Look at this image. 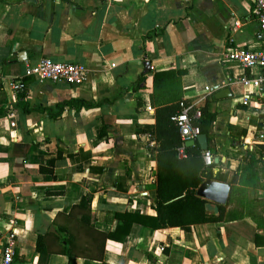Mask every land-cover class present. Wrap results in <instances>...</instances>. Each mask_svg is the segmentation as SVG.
<instances>
[{
	"label": "crops",
	"instance_id": "1",
	"mask_svg": "<svg viewBox=\"0 0 264 264\" xmlns=\"http://www.w3.org/2000/svg\"><path fill=\"white\" fill-rule=\"evenodd\" d=\"M259 43L253 0H0V249L13 232L18 264H37V236L56 250L53 232L77 220L74 206L85 196L93 227L104 233L122 224L115 213L153 215L150 148L158 142L147 128L155 108L174 98L215 112L213 173L228 179L249 151L261 184L264 98L253 69L224 59ZM39 57L80 63L87 77L73 86L25 75V63ZM164 72L168 91L153 92V76ZM15 81L24 87L14 91ZM229 188L224 206L233 219L188 230L133 223L122 241H105L102 262L75 263L264 264V188L246 186L234 197ZM47 264L67 259L51 253Z\"/></svg>",
	"mask_w": 264,
	"mask_h": 264
},
{
	"label": "trees",
	"instance_id": "2",
	"mask_svg": "<svg viewBox=\"0 0 264 264\" xmlns=\"http://www.w3.org/2000/svg\"><path fill=\"white\" fill-rule=\"evenodd\" d=\"M169 73H160L153 76V92L156 89L167 88L161 84ZM151 97H153L151 95ZM188 104L185 99L174 98L170 103L155 108V123L147 131L153 133L154 139L158 142L156 148H150L156 162V198L152 206L153 215H141L138 212L115 213L122 224L117 225L111 233H104L96 230L92 224L90 197H83L79 204L74 206L79 212L77 220L68 221L66 226L57 227L53 232L54 237L59 241L56 250L46 249L42 245L43 236L38 235L36 240V251L38 252L37 264H47L51 253H59L66 257L67 264H76L77 258H90L103 261V248L107 239L122 241L129 233L133 223L144 225L150 228H163L169 226L179 227L188 230L191 226L204 223L224 221L234 218V214L225 213V206H219L217 214L206 211L205 200L197 196L195 190L205 179H213L226 182L231 187V195H240L244 187L264 188V171L261 174L262 183L258 184V173L255 170L257 160L253 153L245 151L237 172H231L228 179L226 174L213 173L212 163L204 166L201 151L197 144L184 146V156L179 157L178 147L183 144L181 136L175 125L173 117L180 112V104ZM66 105L78 107H90L93 103L83 100H70ZM26 110V106H22ZM198 109L200 115L192 118L193 111ZM6 109H0V117ZM188 117L194 125L198 126L199 133H204L207 138V150L212 154L213 142L211 129L215 120V112L210 110L207 104L201 107H192L188 111ZM232 196L229 203L232 201Z\"/></svg>",
	"mask_w": 264,
	"mask_h": 264
},
{
	"label": "built area",
	"instance_id": "3",
	"mask_svg": "<svg viewBox=\"0 0 264 264\" xmlns=\"http://www.w3.org/2000/svg\"><path fill=\"white\" fill-rule=\"evenodd\" d=\"M253 5L258 20L260 43L252 48L230 49L224 55V59L235 61L243 68L253 69L257 81L258 97L264 98V0H253ZM24 74L33 76L40 82L48 81L73 86L81 84L87 77V71L82 64L54 61L48 57H39L26 62ZM239 81L244 85L249 84V80L245 77H239ZM23 87L24 85L20 81L11 82V88L14 91L21 90ZM249 100L250 95L245 93L242 103L247 105ZM180 107V112L173 117V120L183 141V144L178 147L179 157H183L184 142L194 139L199 134V128L188 117V111L193 105L181 103ZM199 115V110L195 109L192 118H197ZM257 140L264 146V126L258 132ZM202 159L205 165H210L212 163L211 153L208 150H203ZM15 247L14 233L12 232L6 237L3 247L0 249V264H18L15 259Z\"/></svg>",
	"mask_w": 264,
	"mask_h": 264
},
{
	"label": "water",
	"instance_id": "4",
	"mask_svg": "<svg viewBox=\"0 0 264 264\" xmlns=\"http://www.w3.org/2000/svg\"><path fill=\"white\" fill-rule=\"evenodd\" d=\"M147 66L148 62H144ZM226 89H222L216 95L226 93ZM197 144L201 150H207V138L204 133H199L194 139H189L184 142L186 147ZM229 185L213 179L203 180L196 188L195 193L197 196L205 200L204 207L208 212H218L219 206H224L227 203L229 196Z\"/></svg>",
	"mask_w": 264,
	"mask_h": 264
}]
</instances>
